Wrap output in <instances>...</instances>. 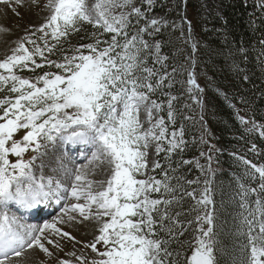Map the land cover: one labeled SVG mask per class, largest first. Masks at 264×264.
Listing matches in <instances>:
<instances>
[{
	"label": "snow or ice",
	"instance_id": "snow-or-ice-1",
	"mask_svg": "<svg viewBox=\"0 0 264 264\" xmlns=\"http://www.w3.org/2000/svg\"><path fill=\"white\" fill-rule=\"evenodd\" d=\"M143 2L150 9L154 0ZM0 3L10 4L12 0H0ZM34 3L41 7L42 0ZM259 7L264 8V4ZM43 10L49 13L46 22L33 31V35L42 34L38 39L44 40L43 47L29 39L31 49L20 43L12 55L0 62V264H14L13 258L21 257L26 248L38 247L52 255L41 238L46 229L60 232L59 229L47 224L39 230L25 229L4 209L9 205L32 209L52 196L69 191L58 181L54 185L51 178L37 176L34 170L37 158L44 154L41 149L57 140L94 147L93 159L110 167L111 175L103 190L94 192V182L79 173L74 174L75 182L70 190L72 198L84 200L73 204L71 211L78 212L83 220L95 219L100 224L94 242L85 245L97 257L90 264H219L214 208L209 210L214 204L210 179L204 181L199 199L195 188L180 192L171 185L167 172L163 180L137 179L148 168L147 149L151 143L156 144L157 155L183 151L185 145L182 128L169 132L163 117L152 123L153 110L160 112L163 107L151 99V94L162 87H171L165 81L172 74L146 66L147 60L154 57L153 65L163 68L167 57L160 55L159 43L150 46L144 36L159 33L166 25L161 20L149 19L136 6V0H94L91 4L88 0H48ZM141 21H144L142 26ZM84 25L99 30V36L93 33L95 43L72 49V54L63 56L62 62L50 59L54 50L62 49L63 42L80 33ZM106 34L110 39L99 38ZM49 36L56 43L50 45L45 39ZM192 48L195 51V43ZM46 67L56 71H47L34 79L18 74ZM188 82L197 91H203L194 78ZM176 99L169 98L168 122L175 120L172 102ZM195 102L202 103L198 98ZM141 110L146 112L151 125L143 132ZM240 122L248 123L243 118ZM21 131L24 135L17 139ZM260 135L264 137V131ZM162 142L168 144L167 150ZM30 151L36 155L25 160V154ZM11 157L16 158L15 162ZM237 159L245 165V177L259 180V184L257 188L238 185L241 211L236 235L240 244L234 264H264V166ZM207 160V168L199 161L182 163L195 164L201 172L212 174L211 151ZM161 167L157 161L152 171ZM187 183L198 185L200 181ZM153 193H160L163 199L151 198ZM185 196L196 200L191 209L196 216L189 223L199 225L191 239L184 242L191 255L186 251H169L170 244L188 231L177 219L182 213L170 212L171 206L179 204ZM252 196L257 197L252 202L255 208L249 203ZM204 225L208 227L205 229ZM36 231L39 235L34 236ZM161 233H166L167 238L160 239ZM61 236L74 239L66 232ZM47 243L51 245L53 241L49 239ZM77 260L85 264L83 258Z\"/></svg>",
	"mask_w": 264,
	"mask_h": 264
},
{
	"label": "trees",
	"instance_id": "trees-1",
	"mask_svg": "<svg viewBox=\"0 0 264 264\" xmlns=\"http://www.w3.org/2000/svg\"><path fill=\"white\" fill-rule=\"evenodd\" d=\"M212 1L219 5V12L207 8L202 0H154L150 9L146 3H136L149 19H159L166 25L159 33L144 36L149 45L159 43L160 55L167 57L163 68L159 64L153 65L154 57L147 60L146 66L172 74L165 81V85L171 83V87L160 88L151 94V99L162 105L163 110L158 112V117H163L169 132L182 128L185 141L183 151L177 150L170 155L166 152L156 154L155 162L158 161L162 167L151 170L149 177L163 180L167 172L171 185L180 192L195 188L197 199L205 187L204 181L210 179L214 204L209 206V210L214 208L219 264H234L240 244L236 235L241 211L238 185L243 183L248 188H257L259 184V180L245 177V165L237 157L247 159L258 167L264 166V137L260 135L264 131V44L261 43L264 40V8L259 7L264 0ZM143 23L141 21L140 26ZM132 31L135 32V28ZM94 32L99 36L98 29L84 25L80 33L69 36L63 42L62 49H55L50 59L62 62L63 56L72 54V49L95 43ZM41 35L36 32L31 40L43 47L44 40L38 39ZM99 38L108 40L110 35ZM45 39L50 45L56 43L50 36ZM25 47L31 49L33 45L27 43ZM37 60L40 62L38 57ZM173 69L176 70L174 73ZM47 71L56 70L46 67L18 74L34 79ZM191 76L203 91L195 88L189 91ZM172 96L177 97L172 102L175 120L168 122V102ZM197 98L202 103H196ZM240 118L248 123H241ZM162 144L167 150L168 144ZM210 151L212 174L201 172L195 164L182 163L199 161L207 168ZM196 180L200 181L198 185L187 183ZM151 198L163 199L160 193H153ZM256 198H249L252 208L256 207L252 203ZM195 204L196 200L185 196L179 204L171 206L170 212L182 213L177 219L188 231L170 244L169 251H186L187 255H191L184 242L191 239L193 231L199 226L189 223L196 216L191 211ZM204 227L206 229L208 225ZM166 238V233L160 234V239Z\"/></svg>",
	"mask_w": 264,
	"mask_h": 264
},
{
	"label": "rangeland",
	"instance_id": "rangeland-1",
	"mask_svg": "<svg viewBox=\"0 0 264 264\" xmlns=\"http://www.w3.org/2000/svg\"><path fill=\"white\" fill-rule=\"evenodd\" d=\"M202 1L207 8L211 7L217 12L220 11L219 5L216 2L214 3V1L212 0ZM47 2L48 0H42L41 7H36L34 0H12V3L10 4L0 3V62L6 59L7 56L12 55L13 50L20 43H24L26 46L28 40L33 36V31L38 29L46 22V17L49 13L43 10V4H46ZM92 2H94V0H88V3L91 4ZM208 2H210V4H208ZM136 3L144 2L143 0H136ZM191 78L192 76L190 77V79ZM188 89L189 91H192L193 89V86L189 84V82ZM153 117L154 119L152 120V123H155V119L159 118L158 112H156L155 110H153ZM140 121L143 124V128L141 129L142 132L146 131L151 126L148 123V117L144 110H141ZM23 135L24 131L19 132L17 134V139L22 138ZM60 142L61 141L57 140L55 143H49L47 144L46 148L41 149L44 154L37 158L34 167L37 176L42 175L45 180L51 178L54 181V185L55 182L58 181L62 188L68 189L66 182L67 178L70 177L72 179L71 184H73L75 182L74 174L79 173L85 175L88 180L94 182V192L103 190V187H106V181L110 178L111 171L110 167L107 164H100L98 161H95L93 159L95 148L89 146L88 151L86 145L75 146L73 144H69L70 148L67 149L63 148L64 145ZM56 145L60 148L59 151H57V149H53ZM88 152L89 156H87V159L83 162L84 155ZM147 153L148 155L146 159L148 168L146 169L145 174L138 175L137 179L143 180L149 177V174L155 164V143L150 144L149 148L147 149ZM34 155L36 154L30 151L25 154L24 158L25 160H31ZM74 156L75 159L73 158ZM42 158H46L45 161ZM10 159L15 162L16 158L11 157ZM72 168L74 172H69V176H67V171L71 170ZM61 174H64V176L59 180V176ZM102 181L105 182L103 186L100 183ZM70 190L71 187L69 188V191L61 192L59 196H52L46 201L48 202L53 200L51 203H49L51 204L52 209L55 206H57L55 210L59 207L62 208L57 214H54L53 212L49 217L40 222L35 223L34 221L32 222L31 220L23 219V217L17 215L15 213L16 211L14 212V210L10 206L4 209V211H7L10 216H15L16 218L18 216L20 219L25 221L24 224L17 218L18 222L22 224L25 229L34 228L39 230L47 224L54 225L55 228L60 230V232H55L52 228L46 229L44 232V236L41 238L42 243H44L45 247L48 248V251L51 252L52 255H48L47 253L41 251L38 247L33 249L26 248L20 258H16L13 260L14 264H22L23 259L25 261V259L29 258H33L32 262H28L29 264H60L61 261H70L71 264H80V261L77 260V257L83 258L85 264H90L91 260L97 258L96 254L91 252L90 248L85 247V245H89L94 242L95 237L98 235V228L100 224L95 219L83 220L78 212L71 211V207L73 204L84 203V200L77 201L75 200V198H72ZM92 215H96L95 209L93 210ZM65 232L68 233L71 237H74V239L62 237L61 233ZM33 235H39V232L36 231L33 233ZM49 239L53 241L51 245L47 243V240ZM28 263L25 261L24 264Z\"/></svg>",
	"mask_w": 264,
	"mask_h": 264
},
{
	"label": "bare ground",
	"instance_id": "bare-ground-1",
	"mask_svg": "<svg viewBox=\"0 0 264 264\" xmlns=\"http://www.w3.org/2000/svg\"><path fill=\"white\" fill-rule=\"evenodd\" d=\"M4 20V19H3ZM4 24V23H3ZM14 34V33H13ZM14 36V35H13ZM6 43V42H5ZM76 146V145H75ZM67 148L69 149L70 148V145L69 144H67ZM53 149H57V151H59V147H57V145L53 148ZM87 150L89 151V146H87ZM91 151V150H90ZM91 153V152H90ZM51 155V154H50ZM87 156H89V152L88 153H86L85 155H84V160H83V162L87 159ZM43 157H45V156H43ZM52 157V156H51ZM74 159H75V156L73 157ZM43 159V158H42ZM46 159V158H45ZM45 159H43L44 161H45ZM54 159H55V157H54ZM41 163V162H40ZM44 163V162H43ZM46 164V163H45ZM49 166V165H48ZM53 166V165H52ZM46 169V168H45ZM61 169V168H60ZM50 170V169H49ZM60 171V170H59ZM71 171H73V168L71 169V170H69V171H67V176H69V172H71ZM50 172V171H49ZM54 172V171H53ZM74 172V171H73ZM72 172V173H73ZM55 173V172H54ZM58 173V172H57ZM41 174H43V173H41ZM50 174V173H49ZM59 174V173H58ZM45 175V174H44ZM56 175V174H55ZM66 175V174H65ZM53 176V175H52ZM63 176H64V174H61L60 176H59V180L60 179H62L63 178ZM66 176V177H67ZM50 177V176H49ZM71 178L70 177H68L67 178V180H66V182H67V187H68V189L71 187ZM68 195V194H67ZM67 198V197H66ZM68 200H69V198H68ZM64 201V200H63ZM64 203V202H63ZM65 203H67V202H65ZM13 210H14V212L16 211L18 214H20V216L21 215H23L24 214V211H21L20 210V207H18V206H16V205H9ZM66 207V206H65ZM61 208L62 207H59V208H57L55 211H54V214H57L58 212H60V210H61ZM63 208H64V206H63ZM62 213V212H61ZM9 214V213H8ZM11 214V213H10ZM25 217H27V216H25ZM17 218L21 221V222H25V221H23L22 219H20L18 216H17ZM29 218H31V217H29ZM28 218V219H29ZM44 219H46V218H42L41 217V220H39V221H35V223L36 222H40V221H42V220H44ZM50 220H51V218H50ZM25 224V223H24ZM94 225V224H93ZM27 229V228H26ZM33 249V248H32ZM20 258V257H19ZM14 259H16V257H14L13 258V260ZM20 260V259H19ZM25 261L28 263H30V262H32L33 261V258H29V259H25ZM25 261H24V259H23V263L22 264H24L25 263ZM16 262V261H15ZM20 262V261H19ZM18 262V263H19ZM28 263V264H29ZM34 263V262H33Z\"/></svg>",
	"mask_w": 264,
	"mask_h": 264
}]
</instances>
